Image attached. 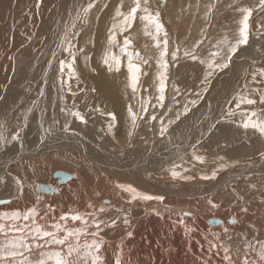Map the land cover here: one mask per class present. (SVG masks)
Returning <instances> with one entry per match:
<instances>
[{
  "label": "bare ground",
  "instance_id": "bare-ground-1",
  "mask_svg": "<svg viewBox=\"0 0 264 264\" xmlns=\"http://www.w3.org/2000/svg\"><path fill=\"white\" fill-rule=\"evenodd\" d=\"M190 1L198 8L201 0H184V3L155 0L160 9L156 8L154 0H140L135 19L130 26H124V17L118 16L117 12L127 15L135 7V0H0V204L7 202L0 205V215L8 213V217L0 218V224L4 225V230L0 231V247L20 237L30 245L20 250L22 256L5 255L0 264H20L21 261L39 264L40 260H46L44 254L58 251L57 244L46 243L49 238L34 239L32 229L39 225L44 230L56 231L53 225L57 223L62 226L57 233L59 236L65 235L64 229L83 228L79 238L81 245L91 244L93 240L100 243L99 250L93 253L101 258L97 264H117V261L119 264H244L245 260L247 264H264L260 256L264 250V133L258 128L243 126L249 118L253 122L264 121L256 115L259 112L252 117L239 114L237 117L241 119L238 120L230 117L224 121L217 117L210 119L208 123L213 131L198 140L195 127L203 117L193 110V105L198 110L201 105L190 103L192 114L185 116L179 124L174 122L176 125L171 131L182 139L187 133L196 134L192 137L195 148L189 152L199 165L192 168L187 161L191 156L183 155L187 148L177 156L182 165L179 169L175 166L178 160L173 158L176 149L180 148L178 141L173 142L177 146L165 148V141L156 142L159 138H154L161 134L160 123L163 120L170 122L165 117L170 116L166 114L169 101L164 98L158 103L153 97L157 92L153 88L161 85V79L156 83L152 80L149 69L154 64L150 62L155 56L153 52L156 54L157 49V53L162 54L164 46L157 35L162 32L165 35L166 28H170V34L177 33L171 30L180 21L174 20L173 14H177L174 8L188 6V10L184 7L186 10L180 13L189 12ZM260 1L251 0V17L260 11L264 13ZM244 7L236 12L244 13L241 9H247V5ZM145 8L152 16L159 13L161 17H167L165 21L161 20L162 23L158 19L162 25L160 33L154 22L143 19L147 14ZM194 8L190 9L191 14H196ZM192 19L186 21L189 26L193 25ZM185 20L179 23V28L181 25L186 28ZM258 21L262 22L258 26L264 28V15ZM257 34L260 36L257 42L253 37L250 46L241 44L243 48L238 50L235 60L240 55L248 62V57L258 60L263 55L255 52L257 45L262 44L261 48H264L261 30ZM113 36L115 39L111 40ZM126 39L129 41L127 46ZM189 40L195 42L194 36ZM129 54L139 69L135 90L128 67ZM146 55L149 66L141 63V57ZM160 59H156L157 66ZM242 62L240 66L245 64ZM185 66L190 71L192 66L197 67L187 63L182 68ZM177 69L181 74H188L180 67ZM215 71L218 73L219 70ZM213 77L207 86L213 84ZM225 79L223 83H226ZM164 81L162 79L163 84ZM168 85L169 82L164 84V94L169 97L173 94V85ZM175 88L179 89V86ZM259 89L255 92L263 95L264 91ZM175 111L174 119L186 112ZM249 112L254 113L253 110ZM188 119L190 122L184 125ZM201 125L197 127L201 128ZM245 138H251V141H240ZM205 150L208 152H202ZM199 152L209 156H200ZM65 169L68 178L55 175ZM173 171L179 175L173 177ZM46 186H51V190ZM145 196L151 199H145ZM33 209L35 223L32 217L24 219ZM17 212L19 218L11 219ZM74 216L82 219H73ZM5 224H8L7 228ZM16 228H23V231L18 232ZM69 242H73L72 237ZM65 246L59 245V251L67 256ZM7 250L10 249L5 248ZM80 257L84 261H79L77 254L69 259L77 264H92L90 257H83V253ZM46 264H56V261L48 258Z\"/></svg>",
  "mask_w": 264,
  "mask_h": 264
},
{
  "label": "rangeland",
  "instance_id": "rangeland-1",
  "mask_svg": "<svg viewBox=\"0 0 264 264\" xmlns=\"http://www.w3.org/2000/svg\"><path fill=\"white\" fill-rule=\"evenodd\" d=\"M176 2L175 3H178L179 1H181V0H175ZM186 1V0H185ZM206 1H207V3H206ZM211 1V2H210ZM217 1V2H216ZM219 1V2H218ZM182 3H184V0H182L181 1ZM181 2H179V3H181ZM191 2V1H190ZM193 2V1H192ZM191 2V4L190 5H192L191 6V8H194V3H192ZM203 4H202V3ZM214 4H213V3ZM221 2V3H220ZM261 2V1H260ZM251 0H205V1H203V0H201L200 1V5H199V9L197 8V7H195L194 9H193V12L195 11L196 12V14H191V8H189V12L188 11H186V12H183V14H181L182 12H181V10H184L185 8L184 7H186V9L188 10V6H183V8L182 9H180V8H178L180 11L178 12V9H176V8H174V12H175V10H177V14L178 13H180L178 16H176L177 14H173V17H175L174 18V20L175 21H179L178 23L176 22V25L178 26L179 25V23L180 24H182V22H184L183 20L184 19H186L185 20V23L186 24H188V22H191V21H188V20H191L192 18L194 19H192V23H193V25H191V26H189L190 24H188V25H184V23H183V25L184 26H186V28L188 29V30H185L186 28L185 27H182V25H181V27L179 28V26L177 27V26H175L176 28H174V29H171V30H174L173 32H177V33H175V35H173L174 33H172V34H170L172 31H170V28H169V30H168V28H166V30H164L165 31V35L163 34V32H162V34L161 35H157V38H159V40H160V44H161V46H162V44H164V46H162L163 47V49H162V53L164 52L163 50L166 48V47H168V48H166L165 49V54L166 55H163L162 56V54L160 53H157V49L155 50L156 51V54H157V56H156V54H155V52H153V55H155L154 56V58L152 59V62H150V61H148L149 59H147L148 58V55H146V57H141V63L142 64H144V65H148L149 66V62L152 64H154L153 66L152 65H150L151 66V68L149 69L150 70V74L151 75H153V79L152 80H154L155 81V83L157 82V81H159L160 79V82H162V79H163V81H164V84H166V83H168L169 82V85L168 86H172L173 85V94H171V96H169L168 97V95H165L164 94V90H163V96H164V98H166V100H168L169 102V106L167 107V109H166V114L167 115H170V116H165V117H167V119H169L170 120V122H168V121H162V123H160V125H161V127H159L160 128V130H161V132H162V127L164 128V129H167V131H164L163 133V135L162 134H160V133H158L157 135H155L154 136V138L155 137H157V138H159V139H156V142L158 141V140H161V141H165V144H164V146H165V148L167 147V148H171L174 144H173V142H177L178 141V146L180 147L179 149H176V152H175V154H174V157L173 158H175V159H177V160H175L174 161V163H176V161H177V163H176V165L175 166H179L180 168L179 169H181V167H182V165H181V160H179L178 158L179 157H177V156H179V155H181V153L182 152H185V150H186V148H187V152L186 153H184L183 155H189V156H191L192 157V152H189L190 150H191V148H192V150H194V146H195V139H193L192 137H193V135H196L197 134V136H198V140H202V139H199L200 137H202L204 134V136H203V138L204 137H206V136H208L212 131H213V128H211V126H210V123H208V121H210V119H213V118H221V119H223V121H224V119H226V118H228V117H230L231 119L233 118V119H235V120H238V119H241V118H239V117H237V115H239V114H245L246 116L248 115L249 117L251 116L252 117V112H249L250 110H253L254 111V113L256 114V112H259V114H256V115H260V117L261 118H263L264 119V100H259V99H261V97L262 96H264V92H263V95H260L259 96V94H257L255 91H258V89L259 90H263L264 91V75H259V73L260 74H263L264 73V64H263V62H264V53L262 52V51H264V48H261L262 47V44H260V45H257L256 47H258V51H255V52H259L257 55H259V56H261L262 54V56L258 59V60H256L254 57H248V59H250V60H256V62L255 61H253V62H251L250 60H248V62H247V60H246V58L244 59V58H242L243 56H241L240 57V55H239V59H240V61H238L239 59H236L235 60V57H236V55H238L239 54V52L240 51H238L240 48H243V46L245 45V46H250V42H251V40L253 39V37L256 39V42L260 39V36L257 34V32L259 31V30H261V33H262V35H261V37L264 39V28H263V25H260V26H258V24H262V22H260V21H258V22H256L258 19H262V17H263V15H264V13H263V11H260V12H258L257 14H255L253 17H251V15L249 16V19H248V21H247V24H248V28H247V41L248 42H246V43H239V44H237V41H236V39L239 41V40H241V39H243V36H241L242 34H241V29L244 27V25L243 24H241V21L243 20L242 19V17L246 14L245 12L244 13H238V12H236V10L238 9V8H240V7H244L245 5H247V9H250L251 10V13H252V8H251ZM63 4V3H62ZM154 4L157 6H155L157 9H160V7H159V4L158 3H155V0H154ZM194 4V5H193ZM211 4H212V6H211ZM218 4H220V5H218ZM64 5V4H63ZM187 5V4H186ZM203 7H205V10L203 9L202 10V6ZM223 5V6H222ZM232 5H234V6H232ZM260 5H262V3H260ZM260 5H259V9H263L262 7H260ZM64 6H66V5H64ZM64 6H63V8H64ZM211 6V7H210ZM221 6V7H220ZM229 6V7H228ZM248 6H250L249 8H248ZM190 7V6H189ZM245 8V7H244ZM185 9V10H186ZM191 9V10H190ZM197 9V10H196ZM165 9H163V11H164ZM184 10V11H185ZM199 10V11H198ZM202 10V11H201ZM207 10V11H206ZM230 11V12H229ZM200 12V13H199ZM236 12V13H235ZM185 13H189V14H186V15H184ZM202 14V16H200L199 14ZM206 13V14H205ZM208 13H210L209 15H208ZM218 13V14H217ZM222 13V14H221ZM205 14V15H204ZM227 14V15H226ZM240 14V15H239ZM153 15H155V14H153ZM163 16L165 15V12L162 14ZM183 15H184V17H183ZM188 15L189 16H191V18L190 17H188ZM192 15H196L195 16V18L192 16ZM219 15V16H218ZM180 16H181V18H180ZM185 16H186V18H185ZM206 16V17H205ZM209 16V17H208ZM160 17V18H159ZM159 17H158V19H159V22H161V20L163 19L164 21L167 19V17H161L160 15H159ZM176 17H177V19H176ZM190 18V19H188V18ZM198 17H200L199 19H198ZM203 17H205V19L203 18ZM208 17V18H207ZM237 17V18H236ZM180 18V19H179ZM182 18H184V19H182ZM202 18V19H201ZM231 18H233V19H231ZM244 18V17H243ZM252 18V19H251ZM188 19V20H187ZM206 19L208 20V21H211L210 22V24H209V22H207L206 21ZM218 19V20H217ZM221 19V20H220ZM228 19V20H227ZM163 20H162V22H163ZM196 20V21H195ZM205 22H204V21ZM215 20V21H214ZM217 20V21H216ZM186 21H188V22H186ZM197 22V23H195V22ZM204 22V24H203V22ZM223 21V22H222ZM144 22H146V24L147 23H149V21H146V20H144ZM161 22V23H162ZM256 22V23H255ZM197 24V25H195V24ZM200 23H202L201 25H200ZM213 23H215V24H213ZM216 23H218V24H216ZM220 23V24H219ZM222 23V24H221ZM240 23V24H239ZM195 25V26H194ZM199 25H200V27H199ZM251 25V26H250ZM189 26V27H188ZM198 26V27H197ZM191 27H192V29H191ZM211 27V28H210ZM235 27H236V29H235ZM150 28V27H149ZM179 28V29H178ZM199 28V29H198ZM202 28H204L203 30H207V32L205 31H202ZM210 30H209V29ZM140 29V28H139ZM191 29V31L189 32V30ZM197 29V30H196ZM215 29V30H214ZM168 30V31H167ZM183 30V31H182ZM185 30V31H184ZM199 30H201L202 32L200 33L199 32ZM213 30V31H212ZM141 31V30H140ZM187 31L189 32V36H188V33H187ZM256 31V32H255ZM170 32V33H169ZM184 32H186L187 34H185V35H187V37H185V35L184 34H182V33H184ZM198 32V33H197ZM211 32V33H210ZM213 32V33H212ZM159 33H160V31H159ZM158 33V34H159ZM206 34V36H205V34ZM169 34V35H168ZM177 34H179V35H177ZM181 34H182V36L184 37H182L181 36ZM202 34H204L203 36H202ZM257 34V35H256ZM168 35V36H167ZM177 35V36H176ZM201 35V36H200ZM250 35H252V37H250ZM160 36H162L161 37V39L163 40H161L160 39ZM164 36H165V39H164ZM167 36V37H166ZM173 36H174V38H173ZM179 36V37H178ZM181 36V37H180ZM193 36H194V38H195V42L192 40L191 42H190V40L189 39H191V38H193ZM214 36H216V37H214ZM176 37L179 39V38H182V39H179V40H177L176 39ZM206 37V38H205ZM214 37V38H213ZM168 40H167V39ZM185 38H187V39H185ZM198 38V39H197ZM249 38H250V40H249ZM173 39H175V40H173ZM183 39H184V41H183ZM211 41H210V40ZM166 40V42L169 44H167L166 46H165V43H164V41ZM197 40V41H196ZM201 41H203V42H201ZM170 42V43H169ZM189 42V43H188ZM198 42H200V43H198ZM204 42H206L205 44H204ZM173 43V44H172ZM186 43V44H185ZM198 43V44H197ZM202 43V44H201ZM204 44V45H203ZM214 44V45H213ZM243 46H242V45ZM249 44V45H248ZM190 45H191V47H190ZM196 45V46H195ZM200 45V46H199ZM241 45V46H240ZM93 46V45H92ZM170 46L172 47V49L170 48ZM183 46V47H182ZM233 46H237L236 47V50H235V52H233L232 51V48H233ZM244 46V47H245ZM165 47V48H164ZM194 47H196L195 49H194ZM202 47V48H201ZM211 47V48H210ZM190 48H192V50L190 49ZM198 48H199V50H198ZM214 48V49H213ZM80 49V48H79ZM90 49V51H92L91 49L92 48H89ZM89 49H87V50H89ZM168 49H170V50H168ZM189 49H190V51H189ZM203 50V51H201V50ZM205 49H207V54L205 53L206 52V50ZM260 49V50H259ZM173 50V51H172ZM169 52V54H170V52H171V56L168 54V52ZM79 52V51H78ZM159 52V51H158ZM237 52V53H236ZM186 53H188L187 55H186ZM168 54V55H167ZM175 54V55H174ZM191 54H192V56H191ZM212 54V55H211ZM216 56H215V55ZM181 55H183V56H181ZM207 55V56H206ZM218 55H219V57H221V58H219L218 57ZM141 56V55H140ZM159 56V58H156V57H158ZM167 56V57H166ZM170 56V57H169ZM193 56H195L196 57V59H193L192 57ZM203 56V57H202ZM211 56V57H210ZM258 56V57H259ZM165 57L168 59V61H166V60H164L165 59ZM185 58V61H184V59L183 58ZM187 57V58H186ZM146 58V59H145ZM160 58H162V59H160ZM211 58V59H210ZM234 58V59H233ZM156 59H158V61H159V59H160V66L158 65L157 66V60ZM176 59L178 60V61H176ZM204 59V60H203ZM216 59V60H215ZM218 59V60H217ZM145 60H147V61H145ZM153 60H155L154 62H153ZM164 60V61H163ZM190 60H192V61H190ZM246 60V61H245ZM145 61V63H143ZM167 63H166V62ZM170 61V62H169ZM172 61V62H171ZM184 61V62H183ZM199 62V64H198V62ZM230 61H231V63H230ZM234 61H236V62H234ZM242 61H244L245 62V64L243 65V66H240V65H242L243 64V62ZM257 61H258V63H257ZM263 61V62H262ZM49 62H51V61H49ZM161 62H164V63H161ZM212 64V67H209V64L210 63ZM223 64V63H228V67H218V68H216V65H222L221 63ZM235 64H234V63ZM259 62H261V63H259ZM166 63V64H165ZM168 63H170V64H168ZM183 63V64H182ZM187 63H192L193 65H195L196 64V66L197 67H194V66H192L191 67V71L190 70H188L187 68H186V66L184 67V68H182V66L184 65V64H187ZM195 63V64H194ZM204 63V64H203ZM230 63V64H229ZM242 63V64H241ZM162 64H163V67H162ZM179 64V65H178ZM237 64H239V65H237ZM248 64H250V65H248ZM165 65V66H164ZM170 65V66H169ZM174 65V66H173ZM200 65V66H199ZM236 65V66H235ZM250 66V68L249 69H247V67H249ZM252 66V67H251ZM255 66H257L256 68H257V70H255L254 68H255ZM262 66H263V69H262ZM154 67V69H152ZM158 67V68H157ZM169 67V68H168ZM176 67V68H175ZM178 67H180L182 70H184L185 72H187L188 74H189V77H186L188 74H181V73H179V71H178ZM237 67V68H236ZM172 68V69H171ZM221 68H222V70H221ZM242 68H244V69H242ZM260 68V69H259ZM171 69V70H170ZM187 69V70H186ZM194 69V70H193ZM215 69L216 70H219L218 71V73L215 71ZM230 69V70H229ZM231 69H232V71H231ZM161 70V71H160ZM248 70V71H247ZM152 71V72H151ZM210 71H212V72H210ZM224 71V72H223ZM247 71V72H246ZM251 71V72H250ZM258 73H257V72ZM263 71V72H262ZM159 72V73H158ZM231 72H233V73H231ZM240 72V73H239ZM250 74H249V73ZM165 73H166V75H165ZM217 73V74H216ZM220 73V74H219ZM242 73V74H241ZM246 75H245V74ZM191 74V75H190ZM219 74V75H218ZM230 74V75H229ZM233 74V75H232ZM237 74V75H236ZM241 75V77H240V75ZM244 74V75H243ZM258 74V75H257ZM150 75V76H151ZM158 75V76H157ZM161 75H165V77H161ZM215 75H217V76H215ZM149 76V77H150ZM178 76H179V78H178ZM214 76V77H213ZM226 76V77H225ZM237 77V79H239L238 80V83H237V79H236V77ZM252 76V77H251ZM255 76V77H254ZM259 76V77H258ZM167 77V78H166ZM194 77V78H193ZM212 77L214 78V81H213V84H211V85H209L210 86V88H209V86H207V84L208 83H210L211 82V79H212ZM219 77H221V78H219ZM230 77V78H229ZM234 77H235V79H234ZM251 77V79H249ZM256 77H257V80H255L256 79ZM263 77V78H262ZM185 78H186V80H185ZM189 78V79H188ZM223 78L226 80V83H223L224 81H223ZM231 78H232V80H231ZM248 78V79H247ZM263 80H262V79ZM180 79H183L181 82H180V84H179V81H180ZM217 79V80H216ZM169 80V81H168ZM188 80V81H187ZM222 80V81H221ZM172 81V82H171ZM178 81V82H177ZM185 81V82H184ZM230 81H232V82H230ZM260 82V84H259V82ZM166 82V83H165ZM230 82V83H229ZM233 82H234V84H233ZM258 82V83H257ZM261 82H263V83H261ZM177 83H178V85H177ZM229 83V84H228ZM237 83V84H236ZM255 83V84H254ZM223 84V85H222ZM234 85V87H233V85ZM239 84V85H238ZM226 85V86H225ZM258 85V86H257ZM177 86H179V89H177V88H175V87H177ZM187 86V87H186ZM193 86V87H192ZM237 86V87H236ZM263 88H262V87ZM167 87V86H166ZM181 87V88H180ZM223 87V88H222ZM236 87V88H235ZM258 87V88H257ZM191 88V89H190ZM230 88V89H229ZM233 88V89H232ZM253 88V90L251 91L250 89H252ZM154 89V92L155 91H157V92H155L154 94H153V97H155V99H156V101L158 102V103H160L161 101L159 100V97H160V95H161V92H160V86H158V88H153ZM165 89V88H164ZM255 89H257V90H255ZM241 90V91H240ZM178 91V92H177ZM246 91V92H245ZM248 91V92H247ZM243 92H244V94H243ZM175 93V94H174ZM216 93V94H215ZM219 93H220V95H219ZM247 93V94H246ZM185 94V95H184ZM174 97H173V96ZM204 95V96H203ZM222 95V96H221ZM241 95V96H240ZM244 96V97H243ZM256 96V97H255ZM176 97V98H175ZM205 99H204V98ZM225 97V98H224ZM220 98V99H219ZM242 98H247V99H252V100H254L255 101V103H253V104H248V103H246V102H244V104L240 101ZM187 99V100H186ZM214 99H215V101H214ZM207 100V101H206ZM219 100V101H218ZM173 103H172V102ZM209 101H210V103H209ZM174 102H175V104H174ZM179 102V103H178ZM183 102V103H182ZM196 102V103H195ZM202 102V103H201ZM214 102V103H213ZM224 102V103H223ZM190 103H195V105H197V104H199V105H201V111L200 110H198V109H195L194 108V105H193V110H195V111H197L202 117H203V120L200 122V123H197V125L198 124H202L201 126V128H200V126L199 127H197V125H196V131H197V133L196 134H189V133H187L185 136H184V138L182 139V138H180V136L178 137V136H174L173 134H172V129L174 128V126L178 123L179 124V122H181L184 118H185V116L187 117V115H188V117L190 116V114H192L191 112H192V105L190 104ZM204 103V104H203ZM217 104V106H216V104ZM221 103V104H220ZM231 103V104H230ZM234 103V104H233ZM246 104V105H245ZM257 104H258V106H257ZM158 105V104H157ZM215 105V106H214ZM239 105V106H238ZM261 105V106H260ZM245 106V107H244ZM249 106V107H248ZM219 107V108H218ZM225 107V108H224ZM230 107V108H229ZM243 107V108H242ZM261 107V108H260ZM185 108V109H184ZM254 108V109H253ZM256 108V109H255ZM263 108V109H262ZM175 109L176 110H184V111H186V112H188L189 110H190V112H188V113H186L185 112V114L184 115H182V116H180L178 119H177V117H175V119L172 117L173 116V114H177L176 113V111H175ZM187 109V110H186ZM215 109V110H214ZM217 109V110H216ZM175 111V112H173V111ZM243 110H246V112L245 111H243ZM256 110V111H255ZM219 111V112H218ZM263 111V112H262ZM223 112H224V114H223ZM238 112V113H237ZM260 112H262V114L260 113ZM206 113V114H205ZM230 113V114H229ZM232 113V114H231ZM218 114V115H217ZM227 114V115H226ZM229 114V115H228ZM234 114H235V116H234ZM231 115V116H230ZM206 116H208V117H206ZM214 116V117H213ZM171 118V119H170ZM163 119V118H162ZM207 119V120H206ZM174 120V121H173ZM201 120V119H200ZM173 121V122H172ZM174 122H176V124L174 123ZM190 122V119H188V121L184 124V125H187L188 123ZM218 122H220V121H218ZM146 123H149V122H146ZM168 123V124H167ZM172 123H174V125L172 124ZM172 125V126H171ZM166 126V127H165ZM210 126V127H209ZM168 127H170V129L168 128ZM172 128V129H171ZM171 132H170V131ZM212 130V131H211ZM76 132H77V130H75ZM199 132H203V133H199ZM170 133V134H169ZM208 133V134H207ZM139 134V133H138ZM160 136H162V137H160ZM166 136V137H165ZM191 136V137H190ZM169 137V138H168ZM188 137V138H187ZM161 138V139H160ZM168 138V139H167ZM171 138H173V139H171ZM177 138V139H176ZM163 139V140H162ZM166 139V140H165ZM169 139H171L170 141H169ZM175 139V140H174ZM185 139H187V140H185ZM181 142H180V141ZM168 141V142H167ZM183 141V142H182ZM186 141V142H185ZM197 141V140H196ZM234 141V140H233ZM240 141H246V142H249V141H251V138H249V139H247V138H245V139H241ZM172 142V143H171ZM192 142V144H190ZM162 143V142H161ZM169 143V144H168ZM171 144V146H169ZM188 144V145H187ZM226 143H224L223 145H225ZM185 145H187V146H185ZM221 145H222V143H221ZM174 146H177V144H175ZM181 146H183V149H184V151H183V149L181 150ZM189 146V147H188ZM194 147V148H193ZM218 148V147H217ZM209 150V149H208ZM181 152V153H180ZM195 152V151H194ZM202 152H208V151H202ZM200 153V152H199ZM199 153H198V156H199ZM179 154V155H178ZM201 155L200 156H209L207 153H200ZM135 155V157H136V155L137 154H134ZM176 155V156H175ZM189 156H187V157H189ZM190 157V158H191ZM188 159L187 161L189 162L190 161V168H192L193 167V165L196 167V166H198L199 165V163H197V161L195 160V159H193V157H192V159ZM181 159V158H180ZM195 160V161H194ZM179 164V165H178ZM68 168V167H67ZM69 171V170H68ZM64 172H66V173H68L67 172V169H65L64 170ZM70 173H71V171H70ZM56 177H54V179H55ZM58 179V178H57ZM60 185L61 184H64V183H59ZM9 202V201H8ZM5 203H7V202H3V203H1L0 205H2V204H5ZM75 211H77V210H75ZM75 211H73V212H75ZM72 213V212H71ZM6 225H8V224H5V228H7L6 227ZM13 226V225H12ZM59 236V235H58ZM61 237H62V235H61ZM75 238H73L72 237V243L73 244H75L76 243V240H74ZM75 241V242H74ZM82 241H80V243H81ZM67 243V244H66ZM64 245H66L65 247H67V245H68V243H70L69 242V240L66 242ZM57 246H58V248H57ZM56 249L59 251V245H56ZM55 248H54V250H56ZM82 250H81V255H82ZM73 256H76V253H73V255H72V257ZM71 257V258H72ZM79 258H81V257H79ZM78 258V260L80 261V260H82V261H84L82 258L81 259H79ZM73 259V258H72ZM46 261H48V258L46 257ZM1 263H3V261H1Z\"/></svg>",
  "mask_w": 264,
  "mask_h": 264
},
{
  "label": "snow or ice",
  "instance_id": "snow-or-ice-1",
  "mask_svg": "<svg viewBox=\"0 0 264 264\" xmlns=\"http://www.w3.org/2000/svg\"><path fill=\"white\" fill-rule=\"evenodd\" d=\"M262 5H264V0H261ZM140 0H135V7H132L130 9V11L127 13V15H125L122 12H117L118 16H123L124 20H123V25L124 26H130L131 22L135 19V14L137 12V10L140 8ZM242 12H245L246 14L244 15L243 20L241 21V23L244 25V27L240 30L241 34L243 36V39L237 41V44L239 43H246L247 42V28H248V24L247 21L249 19V16L251 15V10L250 9H241ZM144 12L147 13L143 19L146 20H151L152 22H154L156 24V28L157 31H159L162 28V25L159 24L158 22V17H159V13H156L155 16H152L150 13H148V9L145 8ZM113 27H116V25H114ZM111 40H114L115 37H111ZM129 43V41L126 39L125 40V46H127V44ZM166 43V41H165ZM236 47L233 46L232 51L235 52ZM188 53H186L187 55ZM163 55V53H162ZM175 55V54H174ZM215 55V54H214ZM193 59H195L196 57L193 56ZM113 59H116L115 57H113ZM108 61L105 60V63H107ZM119 61L117 60V63ZM64 62L61 61V65L63 66ZM128 67L129 70L132 73V87L135 90L136 88V80H137V76L136 73L139 71L138 68L135 67V65L132 63L131 60V54H129V63H128ZM209 67H212V64H209ZM216 67H227V63H224L222 65H216ZM163 90H164V84L163 82H161L160 85V92L161 95L159 97L160 101H163L164 96H163ZM262 100H264V96L261 97ZM241 102L244 103H248V104H253L255 103L254 100L252 99H247V98H242ZM131 111V109H129ZM145 111L147 110L146 108L144 109ZM76 115H79V113H77ZM252 115H255V113H253ZM153 119H155V117H152ZM133 119H135V115L133 116ZM245 128H248L249 126L253 127V128H258L259 131L261 133H264V121L262 122H253L251 120V118H249V120L247 122L244 123L243 125ZM166 131V129H162L161 134L163 135V132ZM198 159H200L198 157ZM215 173H213L214 175ZM173 177H176L177 175H179L177 172L173 171L172 173ZM145 199H151V197L145 196ZM157 199H163V197H157ZM19 213H13L11 215V219L16 220L17 218H19ZM35 209L31 210L27 215L24 216L25 220H28L29 217L33 218V223H35ZM3 217H8V213H4L2 215H0V218ZM61 219H66V217H61ZM73 219H77L80 220L82 219V217L80 216H74ZM85 224H87V221L84 222ZM95 223V221H94ZM24 227H27V225H25ZM61 225L60 224H55L53 225V228L56 231H47L44 230L41 226L36 225L34 227V229H32V231L35 233L34 239H39V238H49L47 239L45 242L48 244H57V245H64L66 243V241L69 240L70 237H74L76 240V243H68L67 245V256L63 255L62 252L60 251H54V252H48L44 255H46L48 258H54L56 261V264H77L76 261H73L71 259H69L70 257H72L73 253L77 254V258L80 257L81 255V248L84 249L83 251V257L88 258L90 257L92 260V264H97V261H99L101 258L98 255H94V251H98L100 248V243H98L97 241L93 240L91 244L85 243L84 245H81L79 243V238L81 233L84 232V229H64L65 235L63 237L58 236L57 233L60 231L61 229ZM97 227H99V224L97 223ZM4 230V225L0 224V231ZM18 232H22L23 228H16L15 229ZM98 233H93V235H97ZM131 235V234H129ZM30 245H28L23 237H20L19 239H15L12 241H9V244L7 246H3L0 247V259H2L5 255L7 256H11V257H17V256H22L23 253L20 251L21 249H27L29 248ZM37 247H42V245L37 244ZM5 248H8L10 250L5 251ZM227 251V250H226ZM261 259H264V250H261L260 253ZM227 258V257H226ZM20 264H26V261H21ZM39 264H46V260L42 259L39 261ZM117 264H119V261H117ZM244 264H247V260H245Z\"/></svg>",
  "mask_w": 264,
  "mask_h": 264
},
{
  "label": "water",
  "instance_id": "water-1",
  "mask_svg": "<svg viewBox=\"0 0 264 264\" xmlns=\"http://www.w3.org/2000/svg\"><path fill=\"white\" fill-rule=\"evenodd\" d=\"M57 173H60V174H57ZM55 175H58L59 177H62V179H66V178H68L69 176H68V173H66V172H61V171H59V172H57ZM46 188H48V189H50L51 190V186H46Z\"/></svg>",
  "mask_w": 264,
  "mask_h": 264
}]
</instances>
